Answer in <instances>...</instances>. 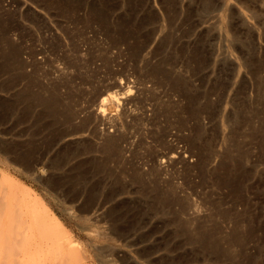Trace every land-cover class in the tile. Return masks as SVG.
Segmentation results:
<instances>
[{"label": "rangeland", "instance_id": "374dc122", "mask_svg": "<svg viewBox=\"0 0 264 264\" xmlns=\"http://www.w3.org/2000/svg\"><path fill=\"white\" fill-rule=\"evenodd\" d=\"M0 174L32 263L264 264V0H0Z\"/></svg>", "mask_w": 264, "mask_h": 264}, {"label": "bare ground", "instance_id": "6f19581e", "mask_svg": "<svg viewBox=\"0 0 264 264\" xmlns=\"http://www.w3.org/2000/svg\"><path fill=\"white\" fill-rule=\"evenodd\" d=\"M115 84H117V82ZM113 86H114L113 89L117 88L119 91L118 92L114 91V93H110L111 95L108 92H106L109 94V97L105 96L106 98L104 97L105 94L103 96H101V97H103V99H102V101L100 100L101 103L99 106V111H97V112H99L98 117L94 116L95 118L100 119L102 122H107V120H108V119H106V117H107L106 112H107V109L110 107V105H113V106L116 105V107H120V108L124 105L123 108L126 109L125 104L128 101V99H127L128 97H125V96H127V95H125L126 92L123 93L126 90L125 89L126 84H125V86H123V82H122V83L117 84L116 86L113 84ZM119 92H122V94ZM128 92H130V91L128 90ZM127 104H128V102H127ZM126 107H128V105ZM126 110H128V109H126ZM124 112H123V114H124ZM125 116H126V114H125ZM111 120H113V119L110 118L109 121H111ZM112 125H113V123H112ZM174 156H172V157H174ZM1 178H3V175L1 176V174H0V181H1ZM6 178L7 177L4 176V179H6ZM6 180L9 181L8 178ZM3 181H5V180H3ZM2 183L3 182L1 181L0 185L3 187L4 183L3 184ZM0 190H2V188H0ZM23 190L26 192L27 196L19 194L18 191L16 189H13V188L9 189L8 192H6L4 190V193L6 192V194L0 192L1 196H2V194L5 195V196H3V197H5V199L7 197V199L11 200V202L9 203L8 201H6L7 199L6 200L4 199L5 203L8 202V203H6L4 209H3L4 205L3 204H1L3 206L0 205L2 207V208H0V260L5 259L7 261L6 264H9L11 262H16L17 264H37V262L40 259H42L39 255L44 254V252L41 254L38 252L44 251V248L42 249V247L45 246V247H48V249L47 248L45 249V251L48 254L49 250L51 249L50 247L54 246V243H52V240L54 242L56 240L55 238H54L55 239L54 240L51 236H54V234H56L55 237H57V234L60 230L61 231L59 232V234H61L62 237L60 235H58V239L62 238L63 241L65 240V244L68 246L67 248H69V249H71V247L74 248L77 245V243L73 239L71 233H69V231L65 227L64 223L52 212V210L46 205V203L42 199H39V197L38 198L33 197V195H32L33 191H31L28 188L27 189L23 188ZM0 201H1L0 203H2L3 200H0ZM18 205H22L23 208H22V206H19L18 208L21 207L24 210H25L24 206L26 207V209L28 208L27 212L23 211L21 208L16 211V208H17L16 206H18ZM52 224H54V225H52ZM43 226H44V229H43ZM55 226H57L58 230ZM38 227L40 228V230L42 228L45 232L46 231L48 232V229L46 230V228H49L50 232H52L54 229V230H57L56 231L57 233L55 231H53L52 232L53 235H51L52 233L48 232L47 233L48 235L45 234V236L47 235V237L43 238L42 237L43 235L41 234L42 235L41 236L40 231H38L39 230ZM50 229H52V231ZM36 231H37V233H39L38 235L35 234ZM49 233H50V237L52 239L50 241L47 239L49 237ZM38 236H40V237H38ZM36 237L38 239L42 238L43 240L46 238L45 240H48V242L45 241L46 243L42 244L43 243V241H41L42 239L41 240L39 239L40 240L39 241ZM37 253L39 254V255H37V258L39 256L38 261L36 259L34 260L35 255ZM47 254L45 255L46 257H48ZM42 256H44V255H42ZM46 257H45V259H46ZM33 260L37 261V262L32 263ZM42 260L40 262H42ZM45 264H47V263H45Z\"/></svg>", "mask_w": 264, "mask_h": 264}]
</instances>
